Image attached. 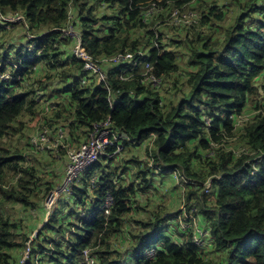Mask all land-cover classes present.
Listing matches in <instances>:
<instances>
[{
    "label": "trees",
    "instance_id": "obj_1",
    "mask_svg": "<svg viewBox=\"0 0 264 264\" xmlns=\"http://www.w3.org/2000/svg\"><path fill=\"white\" fill-rule=\"evenodd\" d=\"M191 1L0 0V12L23 16L25 24L18 25L29 32L19 39L25 43L0 49L1 205L35 208L31 199L40 179L23 154L5 150L3 143L21 132L15 128L18 120L36 115L42 103L49 101L70 114L61 129L65 134L69 129L71 138L65 140L72 146L88 142L94 125L108 121L110 130L131 138L124 145L142 146L147 140L152 145L151 166L136 174L126 167L120 176L112 166L114 157L85 173L73 192L58 200L63 214L57 217L55 211L49 216V235L37 234L26 264H88L89 259L93 264H264V101L259 93L264 89V0L239 2L238 15L220 36L215 35L226 13L219 6L202 12L195 25L174 16ZM99 5L106 6V13L101 14ZM152 5L162 7V12L151 16ZM72 8L70 25L81 34L82 47L93 59L134 53L140 64L108 63L103 84L88 77L73 53V38L62 33L69 29ZM168 28L186 29L190 52V71L185 72L189 89L176 80L182 95L170 102L158 92L180 66L178 52L169 45ZM199 28L213 32L207 35ZM171 42L180 48L179 42ZM147 64L153 65L151 74L162 79L161 86L146 81ZM46 68L48 82L34 89L31 82ZM34 136L32 152L37 149ZM238 138L242 145L230 147ZM47 152H63L65 158L61 149ZM14 176L19 177L17 183L7 187L6 180ZM178 180L191 187L184 199L191 203L188 214L194 209L201 222L199 230L193 218L175 210V201L171 208L157 206L132 228L127 217L140 210L133 208L137 199L161 192L167 184L170 197H177ZM52 190L54 186H48L46 193ZM108 195L114 198L110 214L103 208ZM70 204L69 215H75L76 223L66 221L62 228L69 220L63 216L64 207ZM1 205L0 264H11L21 247L24 256L30 240L16 241L14 232L22 233L21 225L5 216ZM152 251L154 256H149Z\"/></svg>",
    "mask_w": 264,
    "mask_h": 264
},
{
    "label": "rangeland",
    "instance_id": "obj_2",
    "mask_svg": "<svg viewBox=\"0 0 264 264\" xmlns=\"http://www.w3.org/2000/svg\"><path fill=\"white\" fill-rule=\"evenodd\" d=\"M247 0H239L237 3L233 0H197V2L191 6H185L184 8H179L182 14H187L189 11H194L191 13L192 17L199 18V15L203 12H208V10L212 6H219V9L226 13V19L224 23L221 24V29L218 34L215 36L223 35L225 26L231 25L235 17L238 15V12L240 9L237 8V5L239 2H242V4H245ZM101 9V14L106 13L105 9L106 6L99 5V8ZM150 9V15L153 16L155 14H159L162 12L163 8L152 5ZM170 8L165 9V13L169 11ZM178 9V8H177ZM75 14V10L72 8L71 15L72 19L70 20V24L73 22V16ZM199 14V15H198ZM17 17H22L21 15L15 16L13 14H3L0 12V27L3 28L2 31H4V35L0 36V49H7V47L13 43L14 47H17L21 42L25 43L26 41H20V38H24L25 36H29V32L27 30V26H19L18 24L24 23V19L20 21H15L16 26L11 25L9 22L10 20H14ZM170 34V43L169 45L171 49L176 50L178 53V63H179V72L177 75H174L171 79L163 81V86L161 87L158 92L163 96L167 101H176L178 100V97L182 95L181 92H179L178 88L174 85L176 80H179L181 84H183L184 90H188V86L186 84V77L185 72L190 71L189 67V57L190 52L188 53L187 43L189 40L188 34L186 29L178 30L174 28H168L165 30ZM195 31V29H194ZM198 31L204 32L207 35H211L213 32L212 30L206 29V28H199ZM68 33H74L78 34V30L73 31L72 29L68 30ZM73 35V34H72ZM75 38V37H73ZM192 38V35L191 37ZM76 39V38H75ZM171 40H176L181 44L178 48L175 44L171 42ZM79 41L74 45V48L76 49L77 46H79ZM13 48V47H11ZM104 63V62H101ZM47 72V75L46 73ZM50 75L49 70L46 68V71L43 70L40 75L35 76V81H32L31 83H34V89H37V87L41 84L48 82V76ZM262 82V84H261ZM259 82L261 85L264 84V80ZM162 85V84H161ZM260 95L262 94V99H264V89L261 88L259 91ZM58 108L52 107L51 102L48 101L46 104L39 105L38 109L36 110V115L31 114H25L22 116L18 122L15 125L16 129H21V132L17 134H13L12 136H9L6 138V140L3 143V147L5 150H9L11 153L19 151L20 154H23L27 159V166L33 167L37 173V177L40 179L39 188L36 191L35 195L32 197L31 202L32 204H35V208L32 209L31 207H27L26 210L21 206L20 203H8L5 202L4 205H1V207L4 209L3 214L5 216H10L13 223H17L21 225L22 233H19V231L14 232L16 241L21 242L24 244L25 238H29L28 244L31 246V242L34 243L36 240L35 235L39 234L41 231L44 234H47L46 226L49 220V216L51 217L55 211H57V217L61 216L63 214V208L61 205L63 203L59 204V207L57 208L58 200L61 198H67V196H61L64 195L61 191H59L58 195L60 196L55 206L52 208L50 215L47 214L46 211V200L48 196L51 194H47L46 190L48 186H54V190H56L62 183L64 177H65V164L66 159L64 158V153L59 154H53L50 155L47 151H37L34 150L33 152L30 149V140L36 134V132L39 129L46 130L49 134L52 140L58 139V130L63 128V126H67L68 122L65 121L67 117L70 116L68 112L65 111L64 107ZM47 108H49L47 110ZM58 113H60V116H58ZM65 133V132H64ZM239 134V132H238ZM71 138L70 131L68 128H66V134L65 138ZM85 138V137H84ZM83 138V139H84ZM82 139V140H83ZM240 139L233 141L230 144V147H238L242 144L239 142ZM152 145L151 141L147 140L145 143L141 146H136L135 143H132L130 145H125L124 149H121V151H118L114 157V161L112 163V166L114 168H118L117 172L121 176L122 172L126 167L131 168V174H136L140 168H144L145 166H151L152 159L150 158L149 154L151 152ZM106 162L105 159L101 160L100 162L103 163ZM138 161L141 165H138ZM104 164V163H103ZM108 162H106V165ZM85 173L82 174L81 178L84 176ZM19 176V175H18ZM80 178V179H81ZM19 177L14 176L9 177L6 180V185L11 186L15 183H17V180ZM186 182V180H185ZM159 183V181H158ZM178 188H177V197H170V194L168 193L169 185L161 186V192L164 191V193L153 191L152 193L149 192L146 195H143V197L137 199L138 201L136 204L133 205V208L140 207V210L136 211L133 210L132 213L127 217L129 220V224L132 226V228L135 227L137 222L139 221H146L150 216L152 212L156 210L157 206H167L168 208H171V203L175 201V210L179 209L180 212L183 214H188V206L189 205L187 200L184 199L185 194L189 191H191V187L185 186L181 181L178 180L177 182ZM170 187H172V184H170ZM73 192V191H72ZM48 195L45 197V195ZM65 202V201H64ZM67 203V202H65ZM73 204V203H71ZM68 205L64 207V210L66 213L63 215L64 217H68L69 220H64L63 227H66V221H70L72 223H76L75 215L70 216V210L69 207L72 205ZM50 211V210H48ZM189 218H193V223L195 224V228L199 229V219L194 215V209L191 210V213L188 214ZM201 224V222H200ZM59 226V225H58ZM50 232V230H48ZM52 234V232H50ZM60 233V232H59ZM24 235V239L23 236ZM49 235V234H47ZM53 235L56 236V234L53 233ZM58 235V234H57ZM58 237H61V234L58 235ZM55 238V237H53ZM119 240L116 238L114 242L112 241L114 247L116 248L117 243ZM24 247H21L20 251L17 254H14L13 256L17 258L16 263L14 262V257L10 259L11 264H21V261L25 264V260L27 255L24 256ZM21 256V257H20ZM20 260V261H19ZM88 264H93L91 259H89Z\"/></svg>",
    "mask_w": 264,
    "mask_h": 264
},
{
    "label": "built area",
    "instance_id": "obj_3",
    "mask_svg": "<svg viewBox=\"0 0 264 264\" xmlns=\"http://www.w3.org/2000/svg\"><path fill=\"white\" fill-rule=\"evenodd\" d=\"M196 1L197 0H192V5L195 4ZM192 12L194 11H189L187 14H182L180 9H177L174 13V16H179L181 22L185 25L197 24L199 19L192 17ZM69 29L74 31L73 27H69ZM68 30H64V34L69 37H75L77 42L79 41L80 45L76 47L75 54L84 62L85 71L97 76L100 82H105L107 80V76L102 70L101 61L94 60L92 57H90L81 47L80 36L78 34L68 33ZM138 55L142 56V53L139 52ZM103 62L105 64L110 62L121 64L133 62V67H136L138 64H140L139 59H136V54L134 53L118 54L112 59L104 60ZM146 67L148 70V72L144 75L146 77V81L151 82L155 87L161 86L162 79L151 74L153 65L147 64ZM110 127V121L103 122L101 124H95L93 131L88 136V142L81 143L79 146H72L70 143L65 141V133L63 129L58 131L57 140H52L50 134L46 130L39 129L36 132V135L33 138V144L37 149L40 148L42 151H54L56 153H58L61 149L65 151L67 157L65 177L61 185L56 189L57 191L54 193L55 196L50 198L46 204V211L48 215H50L52 208L55 206L57 198L60 197L58 195L59 191H61L63 194L70 193L73 189V186L78 180H80L83 173L92 168L104 157H112V154H110L108 151L109 149L116 148L117 151L121 150V140L128 139V137L124 134H119L110 130ZM113 205L114 198L112 195H108L103 205V208L107 214H110ZM36 236L37 235H35V237ZM198 240L199 239H197V241ZM29 248L30 245L27 244V250L25 252V255H27L26 259L30 257ZM149 256H154V252H150ZM24 262L26 264L27 261L25 260ZM21 264L24 263L22 262Z\"/></svg>",
    "mask_w": 264,
    "mask_h": 264
},
{
    "label": "clouds",
    "instance_id": "obj_4",
    "mask_svg": "<svg viewBox=\"0 0 264 264\" xmlns=\"http://www.w3.org/2000/svg\"><path fill=\"white\" fill-rule=\"evenodd\" d=\"M154 6H156V5H154ZM18 15H20V14H16V16H18ZM71 15V14H70ZM22 19H24V17L22 16V18L21 17H17L16 19H14V20H10L12 23H14L15 21L17 22V21H20V20H22ZM72 19V16H70V20ZM68 27H73V26H71L70 25V23H69V26ZM73 29H74V31H76V28H74L73 27ZM63 33V35L65 36V34H64V31L62 32ZM78 35L80 36V43H81V47H82V41H81V38H82V36H81V34L78 32ZM69 37V36H68ZM71 38H73V37H71ZM73 40H74V43L76 44V39L75 38H73ZM83 48V47H82ZM84 49V48H83ZM73 53H74V55H75V57L78 59V60H80L82 63H83V65H84V62L81 60V59H79L77 56H76V54H75V48H73ZM84 51H85V49H84ZM86 52V51H85ZM87 53V52H86ZM140 53H142V55H143V52H140ZM88 54V53H87ZM89 55V54H88ZM90 56V55H89ZM91 57V56H90ZM112 59V58H111ZM95 60V59H94ZM105 60H107V59H105ZM110 60V59H109ZM98 61H101V62H103L104 61V59H102V60H98ZM107 66V64H105V63H102V70H103V72L106 74V76H107V80H108V72L106 71V69L105 68H107L106 67ZM85 67V66H84ZM83 72L88 76V77H92V78H95L96 80H97V82L99 83V84H103V83H106L107 82V80L105 81V82H100L99 80H98V77L97 76H94V75H92L91 73H89V72H87V71H85V69L83 68ZM60 130V129H59ZM58 130V131H59ZM64 130V129H63ZM64 132H65V130H64ZM115 132V131H114ZM116 133H118V132H116ZM119 134H123V133H119ZM124 135H126V134H124ZM127 137H128V139H122L121 140V149H124V147H125V145L124 144H126L127 142H132L131 141V138L128 136V135H126ZM66 141V140H65ZM131 144L132 143H130V146H131ZM113 149H115L114 151H112ZM109 152H111L110 154H112V156L113 155H115L118 151L116 150V148H112V149H109L108 150ZM119 151H121V150H119ZM112 157H104L103 159H105L106 161H108L109 159H111ZM65 159H66V164H67V157H66V154H65ZM103 159H101V160H103ZM100 160V161H101ZM99 161V162H100ZM98 162V163H99ZM66 164H65V168H66ZM97 164V163H96ZM95 164V165H96ZM94 165V166H95ZM91 169V168H90ZM89 169V170H90ZM88 170V171H89ZM88 171H86L85 173H87ZM79 181V180H78ZM77 181V182H78ZM76 182V183H77ZM76 185V184H75ZM72 191H73V189H72ZM71 191V192H72ZM70 192V193H71ZM69 194V193H68ZM199 230V229H198ZM28 244V243H27Z\"/></svg>",
    "mask_w": 264,
    "mask_h": 264
},
{
    "label": "crops",
    "instance_id": "obj_5",
    "mask_svg": "<svg viewBox=\"0 0 264 264\" xmlns=\"http://www.w3.org/2000/svg\"><path fill=\"white\" fill-rule=\"evenodd\" d=\"M191 2H192V1H191ZM191 2H189L188 4H185V5H187V6H191V5H192ZM185 5H183V6H185ZM183 6H182V7H183ZM180 8H181V7H180ZM178 9H179V8H178ZM198 15H199V14H198ZM192 25H195V24H192ZM263 101H264V99H263ZM136 162H138V161H136ZM138 163H139V162H138ZM138 163H137V164H138ZM138 165H139V164H138ZM141 170H143V168H140V169H139V171H141ZM162 187H163V186H162ZM56 191H57V190H52V191L50 192L51 194L48 193V195H49V194H50V195H49V196L47 195L48 198H47V200H46L45 206H46V204H47V201H48L50 198H52V197L55 196L54 193H55ZM71 191H72V190H71ZM47 196H46V197H47ZM57 199H58V198H57Z\"/></svg>",
    "mask_w": 264,
    "mask_h": 264
}]
</instances>
